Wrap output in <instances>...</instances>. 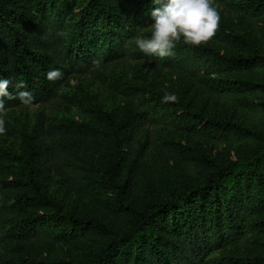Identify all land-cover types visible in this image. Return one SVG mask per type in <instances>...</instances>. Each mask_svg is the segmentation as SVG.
<instances>
[{
    "label": "trees",
    "instance_id": "trees-1",
    "mask_svg": "<svg viewBox=\"0 0 264 264\" xmlns=\"http://www.w3.org/2000/svg\"><path fill=\"white\" fill-rule=\"evenodd\" d=\"M217 3L225 13L213 42H181L175 56L161 59L135 44L136 36H150L151 12L160 6L152 0H0V79L11 81L13 94L23 80L20 90L31 92L33 102L49 100L72 72L128 53L161 60L186 85L174 93L178 102L169 103L162 97L171 89L137 87L119 119L102 112L110 128L71 120L40 124L24 154L0 148V264H69L40 256L57 242L91 249L79 264H214L213 252L229 245L241 250L232 264H264L256 251L264 222L255 220L264 214V101H251L264 91V27L251 33L235 26L264 15V0ZM52 69L61 70L62 79L48 80ZM197 85L248 112L255 104L260 124L196 110L190 93ZM3 99L6 108L21 103ZM146 105L180 108L189 128L213 142L232 141L237 154L218 150L213 158L191 161L155 195L143 177L146 157L154 142L164 150L166 141L162 135L140 141ZM51 170L70 191L97 198L104 214L64 211L44 183Z\"/></svg>",
    "mask_w": 264,
    "mask_h": 264
},
{
    "label": "rangeland",
    "instance_id": "rangeland-1",
    "mask_svg": "<svg viewBox=\"0 0 264 264\" xmlns=\"http://www.w3.org/2000/svg\"><path fill=\"white\" fill-rule=\"evenodd\" d=\"M219 6L220 14H224V4ZM235 26H238V30L241 31L248 30L251 33L260 31L264 27V15L249 16ZM251 79H258V76L251 75ZM185 86L180 73L170 71L161 60L137 58L130 53L118 59L98 63L86 71H74L63 81L57 94L51 99L33 102L31 105L20 103L7 108L4 116L7 122V133L0 136V148L24 154L28 137L34 134L40 124L48 128L71 120L110 128L102 112L113 113L115 118L119 119L126 105L131 101V95L133 96V92H136L139 87L171 89L172 93H176L182 91ZM190 96L196 103V110L210 111L211 114H219L226 119L244 118V120H251V125L260 120L259 112L253 108L255 104L251 106V112H248L245 108L233 105L234 100L230 97L217 95L207 86H195ZM252 98L256 101H264V91L255 93L251 101ZM146 107L150 112L147 114L146 126L140 141L148 137L154 142L158 135H162L166 141L164 150H161L159 146L155 147L154 142L155 150L152 152V144L151 152L146 157L143 177L148 183H152L151 192L155 195L162 191V186H168L167 181H173V175L184 171L191 161H198L203 157L213 158L218 150H222V153L226 152L228 156L237 154V148L231 143L232 141L213 142L214 140L205 139L189 128L191 121L181 114L180 108L164 109L160 105L149 106L150 108L146 105ZM130 160L126 161L125 168ZM186 172L185 176L188 177L189 172L187 170ZM162 178L166 181L163 182ZM44 183L48 193L64 211L86 216L104 214V208L97 198L70 191L62 177L54 170L47 173ZM48 210L53 212L51 206ZM106 216L117 223L115 221L117 216L110 214ZM255 220L264 222V214L256 215ZM75 246H77L75 243L57 242L52 248L46 247L40 256L48 260L66 261L69 264L87 262L91 249L84 250ZM253 246L254 244L251 243V247ZM238 251L241 250L237 246H225L213 252L212 261L214 264H232ZM256 251L264 254V238Z\"/></svg>",
    "mask_w": 264,
    "mask_h": 264
},
{
    "label": "clouds",
    "instance_id": "clouds-1",
    "mask_svg": "<svg viewBox=\"0 0 264 264\" xmlns=\"http://www.w3.org/2000/svg\"><path fill=\"white\" fill-rule=\"evenodd\" d=\"M160 5L152 10L155 23L150 26V36L135 37V44L147 56L161 59L175 56V49L181 42L192 47L211 44L218 33L222 16L217 0H152ZM63 72L59 69L49 70L47 79H62ZM11 81L0 79V136L7 133V122L4 119L7 108L4 97L19 99L21 104L31 105L34 96L31 92L21 91L26 87L23 80L14 87L15 94L8 91ZM162 102H178L174 93L164 92Z\"/></svg>",
    "mask_w": 264,
    "mask_h": 264
}]
</instances>
